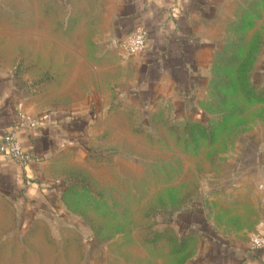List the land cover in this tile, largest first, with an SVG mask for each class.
I'll list each match as a JSON object with an SVG mask.
<instances>
[{"label": "rangeland", "instance_id": "1", "mask_svg": "<svg viewBox=\"0 0 264 264\" xmlns=\"http://www.w3.org/2000/svg\"><path fill=\"white\" fill-rule=\"evenodd\" d=\"M108 1L0 0V81L85 119L0 188V264H225L264 219V0L219 7L189 96L124 54Z\"/></svg>", "mask_w": 264, "mask_h": 264}, {"label": "crops", "instance_id": "2", "mask_svg": "<svg viewBox=\"0 0 264 264\" xmlns=\"http://www.w3.org/2000/svg\"><path fill=\"white\" fill-rule=\"evenodd\" d=\"M108 3L116 23L115 37L122 38L143 28L148 46L137 60L150 70L162 72L165 94L189 96V87L198 76L202 33L209 28L225 0H109ZM255 79L264 87V68L257 71ZM183 99L180 101L189 100ZM21 113L36 124L35 128L18 129L16 134L32 162L21 167L0 155L1 189H8L13 182L23 184L24 180L37 177L43 161L61 155L71 146L78 125L70 120H85L82 116L74 117L64 108H27L21 97L0 81V139L17 130ZM259 203L262 208L261 200ZM263 220L255 234L263 230ZM225 264H264V251L252 252L240 244L225 245Z\"/></svg>", "mask_w": 264, "mask_h": 264}, {"label": "built area", "instance_id": "3", "mask_svg": "<svg viewBox=\"0 0 264 264\" xmlns=\"http://www.w3.org/2000/svg\"><path fill=\"white\" fill-rule=\"evenodd\" d=\"M147 38V32L143 28L133 30L123 40V43L121 44L122 51L129 57L142 55L147 50ZM20 120L21 125L24 127L33 128L36 126L34 122L26 117H22ZM0 155L21 167H27L32 161L31 156L25 153L22 149V146L16 138L15 132L8 133L0 139ZM259 188L264 206V181L260 183ZM249 250L252 252L264 251V222L263 230L253 236L249 244Z\"/></svg>", "mask_w": 264, "mask_h": 264}]
</instances>
